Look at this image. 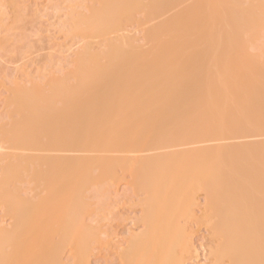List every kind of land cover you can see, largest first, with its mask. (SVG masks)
Segmentation results:
<instances>
[{"label":"bare ground","instance_id":"1","mask_svg":"<svg viewBox=\"0 0 264 264\" xmlns=\"http://www.w3.org/2000/svg\"><path fill=\"white\" fill-rule=\"evenodd\" d=\"M90 1L89 14L77 13L79 16L71 21L72 29L85 39L103 38L104 47L95 50L90 42H85L71 73L75 82L61 81L53 88L50 97L64 100L66 107L55 109L56 114L63 116L60 122L46 126L49 147L36 143L32 134L22 135L32 129L33 116L44 108L39 105L37 94L20 92L14 96L23 108V121L8 131V148L17 149L18 160L10 163L5 179L15 176L21 155L29 150L69 152H28L24 158L48 163V182L56 179L70 186L78 185L89 164L104 163L111 172L117 163H126L135 144L154 146L157 150L171 147L172 152L161 150L158 161L150 163L152 176L147 182L153 206L148 209L143 236L131 238L129 254L136 256L138 252V259L144 253L146 257L139 261L146 258L152 260L151 264H184L183 254L195 248L180 224V217L192 216L196 192L202 188L208 209L217 212L211 225L218 240L211 252L214 264H264V136L259 138L264 135V72L253 62L245 66L238 48H229L231 37L239 38L242 33L252 32L257 23H264V13L257 17L240 0H222L220 10L231 30L212 41L210 36L215 31L210 27L214 23L210 19L207 22L202 14L205 0H185L187 5L191 3L186 7L183 0L182 4L181 0ZM173 7L181 8L175 9L173 15ZM169 11L173 16L169 17ZM137 12H144L142 22L147 21L136 20ZM162 15L164 18L159 19ZM135 21L141 25L150 21L151 25L147 24L148 28L144 24L148 41L137 47L132 46V37L125 31L121 35L118 32ZM112 32L115 40L106 39ZM201 37L205 45L195 46V40ZM101 38L93 41L101 43ZM209 46L217 51L215 61L209 62L206 57L205 49ZM245 90L253 96L255 109L251 116L242 118L238 105L245 102ZM128 102L134 105L127 114L125 111L130 108L124 104ZM88 108L96 116H111L117 111H124L127 116L119 123L104 124L102 117L92 121L85 118ZM142 117L153 121L143 124L139 121ZM116 135L128 139L116 140ZM255 135L260 144L251 140ZM233 137L247 138H243L242 145V140L237 139L238 145ZM223 139L235 141L220 143ZM245 139H250V144ZM230 141L238 148L233 149ZM147 165L148 162L143 172L146 176L150 174ZM4 189L0 194L8 197ZM20 210L24 213V209L15 210L13 233L8 235L0 230V254L7 236L17 247L21 231L29 228L24 226L27 217ZM80 230L72 231L69 239L78 253H83L88 241Z\"/></svg>","mask_w":264,"mask_h":264},{"label":"rangeland","instance_id":"2","mask_svg":"<svg viewBox=\"0 0 264 264\" xmlns=\"http://www.w3.org/2000/svg\"><path fill=\"white\" fill-rule=\"evenodd\" d=\"M183 1L181 0V4ZM192 1L196 2L197 0ZM205 2L202 14L206 17L207 22L210 19L214 23V26L211 25L210 28H213L215 32L210 36V39L216 40L225 31L231 30L227 24L229 21L220 10L222 0H205ZM89 3H91L90 0H0V188L4 189L5 187L8 194V197L0 194V230L7 232L8 235L13 233L16 225V209H24V213L23 210L20 212L27 217V224L24 226L29 227L24 229L23 226L24 230L20 233L17 247L12 246L8 236L3 240L0 264H148L150 261L146 258V261L142 260L145 256L143 253L140 262L139 258L141 257L136 258L138 252H135L136 256H132L133 254H129L131 251L128 249L132 247H129L131 238L143 236L142 234L147 229L148 209L153 206L147 178L150 179L152 176L150 163L158 161V152L162 149L157 150L156 147L147 144V147H138L135 144L131 147L129 160L126 163H117L111 172L107 171L108 167L104 163L89 164L78 185L70 184V186L60 183L56 179L48 182L46 179L50 171L48 163L38 162V158L34 160V157H32L33 160H28L24 158V155L32 151H26L27 153L22 151L26 154L21 155V160L15 168V176L9 180L5 179L7 177L5 171L10 163H16L18 160L17 149L8 148L10 143L8 131L15 123L23 121V108L14 101V96L20 92L37 94L39 105L44 108L42 112L33 116L32 129L22 135L31 136L32 134L36 143L49 147L50 136L45 131L46 126H51L50 124L54 123L53 126L60 122L63 116L56 114L55 109L66 107L64 100L50 97L53 88L64 81L66 84L75 82V75L72 74L85 42L86 44L90 42L95 50L104 47V44L101 47L102 42L105 43L103 38L99 37L101 43H96L97 46L93 40H99L98 37L85 39L72 29L71 21L73 17L79 16L77 13L89 14L87 7ZM184 3L186 7V1ZM190 4L188 3V5ZM240 4L250 7L252 13L257 17H261L264 13V0H240ZM181 7H173L172 14L180 11ZM169 12H167L169 17L173 16ZM168 14L163 13L167 16ZM144 15V12H137L135 18L136 20L140 18L139 22H142ZM167 16L165 18H168ZM149 22L144 24L147 25ZM152 22L153 20H151ZM144 24L141 25L136 21L129 23L124 26L125 30L118 31L121 33L117 34H124L125 31L128 37H132L130 42L132 46L145 45L146 40L148 41L145 38L148 35L146 28H149L150 24L145 28ZM114 33H109V37L106 39L115 40ZM238 37H231L229 48H238L245 66L253 62L264 72V23H257L252 32L242 33ZM200 45L202 47L205 45L202 37L195 40V46ZM214 50L210 46L205 49L209 62L216 60L217 51L214 52ZM100 60L103 62L102 58ZM245 92L244 104H237L239 116L242 118L251 116L255 109L253 96L246 90ZM124 105L127 109L130 108L125 111L128 114L134 104L128 102ZM96 114L91 112V108H88L84 117L90 121L102 117L105 124L108 121L119 123L127 116L124 111H117L111 116L102 114L96 116ZM139 121L148 124L153 120L142 117ZM262 136L264 135H259V138H263ZM255 137L251 139L249 136L251 140L255 139L253 142L258 140V137ZM120 138V135H116V140ZM243 138H241V145L245 143ZM125 139L128 138L122 135L120 140ZM233 139L236 138L233 137ZM233 139L229 140L235 141ZM237 139L239 140V138ZM250 139H245V141L247 140L250 144ZM260 139L257 143L255 142L256 145L260 144ZM229 140L223 139L219 142ZM236 142L235 144L239 145ZM235 144L233 143V146ZM187 146L189 145H186V148ZM237 146H234L233 149L238 148ZM56 149L55 147L54 150ZM167 150L172 152L173 149L169 147L162 151L166 152ZM34 152L35 150L32 153L44 152L46 155L48 152L51 155L69 154L64 151H60L61 153L43 150L36 151L38 153ZM88 153L92 154L90 151ZM95 153L98 154V152ZM72 154L77 155L78 153ZM89 154L88 156H90ZM101 154L107 155L109 152H101ZM121 154L124 155V153ZM125 154L129 155L128 152ZM146 162L149 163L147 165L150 172L148 176L143 173L146 169ZM205 195L202 188L198 189L192 206V216L187 214L186 217H180V224L186 229V235L195 248L191 252L183 254L184 264H214L211 252L218 240H215L211 225L217 219L215 215L217 212L214 213L208 209ZM75 224L80 228H76ZM73 228H76L74 230L81 229V233L88 241L87 250L83 253H78L69 239L70 233L74 231ZM144 248L147 249L143 245L142 251H145ZM55 249H57L56 262H54ZM124 252L129 257H126ZM123 255L127 259L129 258V261L124 259ZM130 257L134 259L131 262ZM147 258H149L148 254ZM151 262L152 260L150 264Z\"/></svg>","mask_w":264,"mask_h":264}]
</instances>
